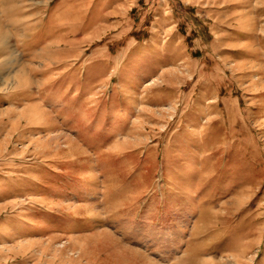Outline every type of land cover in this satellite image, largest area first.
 Returning <instances> with one entry per match:
<instances>
[{"label":"rangeland","instance_id":"1","mask_svg":"<svg viewBox=\"0 0 264 264\" xmlns=\"http://www.w3.org/2000/svg\"><path fill=\"white\" fill-rule=\"evenodd\" d=\"M0 264H264V0H0Z\"/></svg>","mask_w":264,"mask_h":264}]
</instances>
